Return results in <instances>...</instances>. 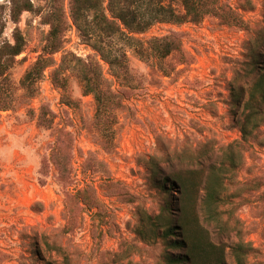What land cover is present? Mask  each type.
<instances>
[{
    "label": "rangeland",
    "instance_id": "rangeland-1",
    "mask_svg": "<svg viewBox=\"0 0 264 264\" xmlns=\"http://www.w3.org/2000/svg\"><path fill=\"white\" fill-rule=\"evenodd\" d=\"M12 1L0 0V45L18 29L24 48L0 70V264H185L176 173L197 183L189 204L226 264H264V111L249 117L264 89V0L156 23L135 35L143 56L91 14L78 28L70 0H28L16 23ZM172 35L164 59L150 44ZM40 59L34 90L22 88Z\"/></svg>",
    "mask_w": 264,
    "mask_h": 264
},
{
    "label": "trees",
    "instance_id": "trees-1",
    "mask_svg": "<svg viewBox=\"0 0 264 264\" xmlns=\"http://www.w3.org/2000/svg\"><path fill=\"white\" fill-rule=\"evenodd\" d=\"M217 0H70L69 9L71 19L79 28L80 23L91 14L92 22L97 24L100 31L109 38L118 36L131 44V48L136 55L143 56L148 49L135 35L144 33L156 23H199L206 14H214L217 6ZM217 6V7H216ZM33 9L28 0L12 1L9 8L10 18L16 23L22 12H31ZM180 9V11H178ZM50 22V32L48 48L54 51L60 46L58 38L63 32L61 22ZM3 16L0 14V37L4 30ZM151 43V42H150ZM153 49L162 58H167L172 52L178 50V44L174 42V35L171 38L154 39L150 44ZM24 48V39L18 29H15L13 43L2 42L0 45V70L10 67L16 63V57L19 56ZM47 60H37L32 68L26 72L20 81L22 88L29 91L34 90V85L40 78L41 69L45 67ZM112 64V63H111ZM41 67V68H40ZM2 72V71H1ZM98 86L92 88L89 83H85V91L94 94L95 102L103 105L104 93L97 91ZM99 110L106 113L105 108ZM264 111V89L260 90V96L249 107V117L257 115ZM44 120L40 118V123ZM242 136H247V131L241 127ZM68 136V134H65ZM58 175L60 178H66L64 170L65 163L57 161ZM179 193L183 196L182 201L186 202L184 207L180 227L184 238L185 251L180 261L185 264H226L224 246L220 243L211 241L209 233L199 223L195 214L194 207L189 202V197L196 191L197 183L194 182L188 173L181 177L176 173L173 178ZM205 201L220 202V199L207 195ZM180 216V217H181ZM185 219V221H184ZM190 219V221H188ZM192 227V231L190 229ZM193 231H199L195 240L192 236ZM244 253V252H242Z\"/></svg>",
    "mask_w": 264,
    "mask_h": 264
}]
</instances>
